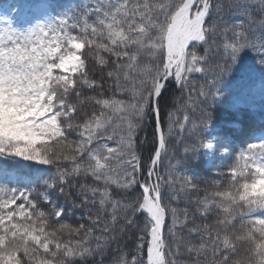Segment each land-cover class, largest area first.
I'll return each mask as SVG.
<instances>
[{
  "label": "snow or ice",
  "instance_id": "1",
  "mask_svg": "<svg viewBox=\"0 0 264 264\" xmlns=\"http://www.w3.org/2000/svg\"><path fill=\"white\" fill-rule=\"evenodd\" d=\"M253 2L264 27V0ZM237 7L255 22L247 0ZM219 8L214 0H92L79 15L65 13L23 30L0 17V122L19 131L0 137V156L58 170L44 181L48 211L29 190L0 186V264L86 262L103 256L118 235L133 236L134 251L118 254L114 264H183L184 255L192 264H264V189L257 188L264 182V141L233 155L221 173L224 182L216 181L196 201L200 224L187 208L172 204L179 193L197 189L193 178L184 175L177 188L171 172L157 171L178 123L170 112L165 133L160 99L167 81L186 87L193 73L210 71L213 47L230 67L244 49L256 47L244 22L228 27L214 16ZM218 35L224 37L219 43ZM260 62L264 65V56ZM216 67L220 71L207 91H198L204 103L220 98L217 77L223 69ZM85 89L96 94L85 97ZM211 120L208 115L200 130ZM146 122L154 123L155 146L145 166L138 145ZM29 135L39 138L34 147L24 142ZM200 150L212 152L214 144L197 137L184 149L186 154ZM228 154L227 148L219 152ZM74 181L81 206L94 209L88 224L61 220L66 209L58 201L73 195L65 186ZM165 186L171 192L168 203ZM210 215L214 224L204 222Z\"/></svg>",
  "mask_w": 264,
  "mask_h": 264
},
{
  "label": "trees",
  "instance_id": "2",
  "mask_svg": "<svg viewBox=\"0 0 264 264\" xmlns=\"http://www.w3.org/2000/svg\"><path fill=\"white\" fill-rule=\"evenodd\" d=\"M92 0H0V17L10 19L13 27L23 30L33 26L37 22H43L45 19L60 17L62 14L79 15L83 8L90 4ZM214 3L220 5L214 16L225 21L228 27L244 22V27L248 34L254 37L255 48L244 49L233 67L226 62L227 58L217 54L213 47L209 54V68L205 74L193 73L190 83L186 87L175 85L171 79L165 88L164 94L160 99L161 118L164 124V131L168 132V114H173V119L178 123L173 124V132L168 142L167 156L162 159L157 166V171L162 176H167L169 172L174 175L179 183H183L182 177L190 175L197 189H189L187 192L179 193L180 200L172 201L173 206L180 209L187 208L190 219L195 215L197 224H200L201 217L195 213V205L198 199H202L207 191L212 190L216 181L224 182L222 172L226 171V165L233 155H238L246 150L252 143L264 141V138H257L255 134L264 132V65L260 62V57L264 56V27L260 25L261 13L253 0H247V5L251 15L255 18L254 23L248 21L243 7L237 5L244 4L245 0H214ZM27 11L26 23L20 20L22 12ZM231 32L228 33V43H231ZM217 42L224 40L223 36H217ZM203 54V49L199 50ZM219 64L223 71L217 77L220 96L219 99L212 101L208 99L206 103L204 97L198 96L200 88L207 91L208 84L213 75L220 71L216 65ZM100 79L99 74L96 76ZM111 83L106 82L104 89L106 94H111ZM96 92L85 89L84 95L93 96ZM128 99V97H126ZM90 110V107L89 109ZM187 115L189 120L185 122L183 116ZM208 115L212 117L210 126L207 130L203 128L202 121L206 120ZM115 119V118H114ZM180 124L184 125L181 130ZM196 126L195 128L193 126ZM215 129L214 133L218 135L216 141L219 144L218 149L227 148L229 157L223 158L219 165L214 162L211 166L206 165L205 150L198 153H185V147L191 148L193 141L200 137L205 141H210L209 129ZM19 135V131L11 126L0 122V137ZM70 138L77 139L76 133H71ZM146 138V139H145ZM140 144L138 145L139 155L143 158V163L147 165L150 153L155 146L154 143V123L146 122L144 130L139 135ZM29 147H34L39 143L37 136H28L24 141ZM112 143V142H109ZM23 151L27 152V149ZM34 155L39 156L36 152ZM195 156V158H193ZM177 161H180L177 164ZM62 170V169H61ZM55 166L41 165L31 161H24L15 157L0 156V186L8 189L29 190V194L42 210H50V205L46 204L43 196L46 191L44 181L50 180L57 175ZM141 178L138 175V179ZM89 183L91 180L89 179ZM223 186V183H222ZM264 186V182L257 185L258 189ZM72 191L73 195L67 199L60 198L59 203L66 209L65 215L61 217L63 222L76 226L80 223H89V211H93L91 205L82 207L76 193L79 189L75 186V181L71 188L65 186V192ZM114 195L119 198L118 191L113 189ZM165 203H168L167 197L171 195L167 186L164 187ZM53 201L57 200L55 193H52ZM75 200L76 206L73 207ZM215 215H210L204 222L208 224L215 223ZM98 234V233H96ZM185 235L187 233L185 232ZM134 237L131 235H118L114 241H109L108 246L103 249V256H89L87 261H81L77 258L76 264H114L118 254L130 256L134 251ZM198 239V238H197ZM93 247L95 241H92ZM183 264H192V260L187 255L181 257Z\"/></svg>",
  "mask_w": 264,
  "mask_h": 264
},
{
  "label": "rangeland",
  "instance_id": "3",
  "mask_svg": "<svg viewBox=\"0 0 264 264\" xmlns=\"http://www.w3.org/2000/svg\"><path fill=\"white\" fill-rule=\"evenodd\" d=\"M211 131V135H210V141L214 144V150L212 152H208L206 151V156H207V165H211L212 162L216 159H222L224 157H226L227 155L225 156H220L219 155V152L220 150L224 149H218L219 148V144L218 142L216 141V139L218 138V135H216L213 130H210Z\"/></svg>",
  "mask_w": 264,
  "mask_h": 264
},
{
  "label": "clouds",
  "instance_id": "4",
  "mask_svg": "<svg viewBox=\"0 0 264 264\" xmlns=\"http://www.w3.org/2000/svg\"><path fill=\"white\" fill-rule=\"evenodd\" d=\"M261 189H264V186H262V188Z\"/></svg>",
  "mask_w": 264,
  "mask_h": 264
}]
</instances>
